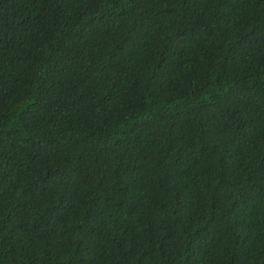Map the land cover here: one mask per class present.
Listing matches in <instances>:
<instances>
[{
	"label": "trees",
	"instance_id": "1",
	"mask_svg": "<svg viewBox=\"0 0 264 264\" xmlns=\"http://www.w3.org/2000/svg\"><path fill=\"white\" fill-rule=\"evenodd\" d=\"M0 264H264V0H0Z\"/></svg>",
	"mask_w": 264,
	"mask_h": 264
}]
</instances>
